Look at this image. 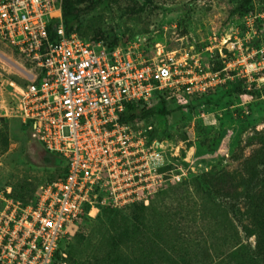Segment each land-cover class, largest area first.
I'll use <instances>...</instances> for the list:
<instances>
[{
	"label": "rangeland",
	"instance_id": "rangeland-1",
	"mask_svg": "<svg viewBox=\"0 0 264 264\" xmlns=\"http://www.w3.org/2000/svg\"><path fill=\"white\" fill-rule=\"evenodd\" d=\"M67 6L79 12L73 30L86 41L142 38L149 53L162 50L192 76H216L209 95L181 93L150 121L180 156L194 157L186 184L146 212L156 234L138 246L131 220L83 219L70 247L75 264H114L119 251L141 260L140 248L156 264H264V0H65ZM29 70L0 40V190L29 184L36 192L61 166L14 116L19 90L10 83L24 88ZM114 227L127 231L117 247Z\"/></svg>",
	"mask_w": 264,
	"mask_h": 264
},
{
	"label": "built area",
	"instance_id": "built-area-1",
	"mask_svg": "<svg viewBox=\"0 0 264 264\" xmlns=\"http://www.w3.org/2000/svg\"><path fill=\"white\" fill-rule=\"evenodd\" d=\"M65 0H0V40L27 63L14 116L30 124L63 172L26 203L0 190V264H73L72 237L84 218L105 208L148 207L161 192L191 177L193 156H180L146 121L123 122L129 106L159 96H207L203 75L136 38L116 46L67 32ZM193 71V70H192ZM192 76V77H191ZM207 77V78H206ZM180 158L182 164L174 163Z\"/></svg>",
	"mask_w": 264,
	"mask_h": 264
},
{
	"label": "trees",
	"instance_id": "trees-1",
	"mask_svg": "<svg viewBox=\"0 0 264 264\" xmlns=\"http://www.w3.org/2000/svg\"><path fill=\"white\" fill-rule=\"evenodd\" d=\"M79 19H80L79 12H75L74 10H72V8L70 6L64 7L63 21H64V24L66 26L68 33L74 32L73 23L77 22ZM96 40H105L108 44H110L112 46H116V45L120 44V43H117V42H114L112 40L105 39V38H99ZM166 102H168V99H166L163 96H159L156 103L152 106H129L127 108V112H125V114L122 115L121 120L123 122H134L135 120L150 122L153 119V117L161 115L163 113H166V111H167L165 108ZM156 131H157V129H156ZM49 154L51 156H53L55 158L56 162L61 165L57 175L61 174L63 172V170L65 169V166H66L65 160L59 155L52 154V153H49ZM186 182L187 181H184V182L177 184L175 186H171L168 189H166L165 191L161 192L152 200V202L150 203V205L148 207H146L144 205H132V206L125 208L123 210H113V209L105 208V209H102L100 211L99 215L95 219L100 220L103 218L107 219V218L113 217L112 219H114V223H116L115 220L122 217L124 219H128V220L135 222L134 225L136 226V228L133 232L135 234V237H134V240H136L135 243L138 246L146 245L148 243V238L150 237V235L156 234L155 232L150 230L148 224L146 223V221H147L146 220V212L148 211V209L152 205H154L156 203V201L158 200V198H160V196L166 194L172 188H175V187L180 186V185L184 186L186 184ZM187 189H189V188H187ZM21 191H17V189H14V196L21 199L23 202H26V203H29L33 200L35 192L31 191L29 184L24 185L23 188L21 189ZM186 192L188 193V190H186ZM189 196H190V192H189ZM123 213H125V215ZM84 219L91 220V218H88V217L84 218ZM92 220H94V219H92ZM114 230L117 234H115L116 236L112 237V241L116 242L114 247H117L118 246L117 239L122 238V236L124 237L126 235L127 231L124 230L123 232H121L116 227H114ZM70 247H71V245L68 248V255H69L70 259L72 260V263L75 264L76 263L75 260L73 258H71V256H70ZM114 251L117 254V250H114ZM119 252L121 253L120 262H119L118 258H116V260L113 261L114 264H156L155 260L151 257L150 253L147 250L145 251L142 248H140L138 250V252L144 258V259L142 258L141 260L138 258V256L136 255L135 252L133 253L134 256L129 258V259H126L125 257H123V253L121 251H119Z\"/></svg>",
	"mask_w": 264,
	"mask_h": 264
}]
</instances>
